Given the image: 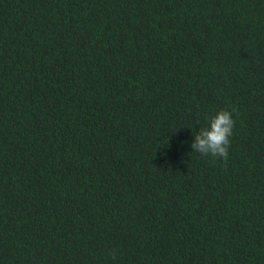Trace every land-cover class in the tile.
<instances>
[{
	"label": "trees",
	"instance_id": "trees-1",
	"mask_svg": "<svg viewBox=\"0 0 264 264\" xmlns=\"http://www.w3.org/2000/svg\"><path fill=\"white\" fill-rule=\"evenodd\" d=\"M0 264H264V0H0Z\"/></svg>",
	"mask_w": 264,
	"mask_h": 264
},
{
	"label": "clouds",
	"instance_id": "clouds-1",
	"mask_svg": "<svg viewBox=\"0 0 264 264\" xmlns=\"http://www.w3.org/2000/svg\"><path fill=\"white\" fill-rule=\"evenodd\" d=\"M234 126L232 112L227 108L219 110L208 117V126L201 127L195 133L192 149L204 156L227 160Z\"/></svg>",
	"mask_w": 264,
	"mask_h": 264
}]
</instances>
